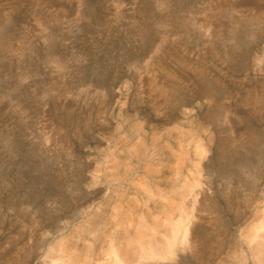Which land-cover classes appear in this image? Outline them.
Here are the masks:
<instances>
[{
	"label": "rangeland",
	"instance_id": "374dc122",
	"mask_svg": "<svg viewBox=\"0 0 264 264\" xmlns=\"http://www.w3.org/2000/svg\"><path fill=\"white\" fill-rule=\"evenodd\" d=\"M263 238L264 0H0V264Z\"/></svg>",
	"mask_w": 264,
	"mask_h": 264
},
{
	"label": "bare ground",
	"instance_id": "6f19581e",
	"mask_svg": "<svg viewBox=\"0 0 264 264\" xmlns=\"http://www.w3.org/2000/svg\"><path fill=\"white\" fill-rule=\"evenodd\" d=\"M257 232V234L259 233L258 231H256ZM257 234H256V236H257ZM259 234H261V233H259ZM253 239V238H252ZM255 239H257V238H255ZM254 239V240H255ZM150 241V240H149ZM155 241V240H154ZM153 242V239H152V241H151V244H153L152 243ZM256 243H257V245H256ZM154 244H158L156 241L154 242ZM253 244V243H252ZM144 245V244H143ZM156 245H153V248H155L154 246H156ZM255 245H256V247L254 248L255 249V253H254V255H256L257 254V256H258V261H257V264H264V238H263V240H260L259 242H255ZM254 245V246H255ZM146 246V245H145ZM144 246V247H145ZM159 247V246H158ZM144 249V248H143ZM145 250V249H144ZM156 250V249H155ZM157 252H158V250H157ZM127 254V253H126ZM129 258V257H128ZM129 260H131V259H129ZM127 261V258H126V260H125V263H128V262H126ZM129 263H131V262H129Z\"/></svg>",
	"mask_w": 264,
	"mask_h": 264
}]
</instances>
